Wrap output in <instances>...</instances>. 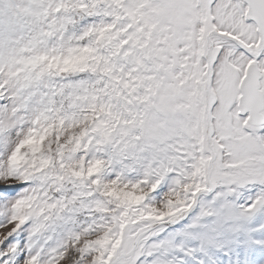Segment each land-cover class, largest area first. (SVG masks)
<instances>
[{
  "label": "snow or ice",
  "instance_id": "snow-or-ice-1",
  "mask_svg": "<svg viewBox=\"0 0 264 264\" xmlns=\"http://www.w3.org/2000/svg\"><path fill=\"white\" fill-rule=\"evenodd\" d=\"M0 264H264V0H0Z\"/></svg>",
  "mask_w": 264,
  "mask_h": 264
}]
</instances>
